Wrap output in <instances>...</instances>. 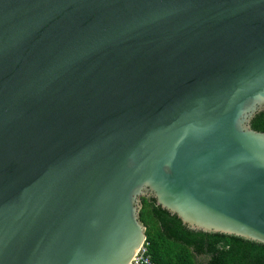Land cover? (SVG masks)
I'll return each mask as SVG.
<instances>
[{"label": "water", "instance_id": "obj_1", "mask_svg": "<svg viewBox=\"0 0 264 264\" xmlns=\"http://www.w3.org/2000/svg\"><path fill=\"white\" fill-rule=\"evenodd\" d=\"M264 0H0V264H128L142 198L264 244Z\"/></svg>", "mask_w": 264, "mask_h": 264}, {"label": "trees", "instance_id": "obj_2", "mask_svg": "<svg viewBox=\"0 0 264 264\" xmlns=\"http://www.w3.org/2000/svg\"><path fill=\"white\" fill-rule=\"evenodd\" d=\"M251 126L264 131V111ZM140 220L146 227V242L154 264H197L195 256L205 255L204 264H264V244L238 236L193 232L178 219L142 198Z\"/></svg>", "mask_w": 264, "mask_h": 264}, {"label": "built area", "instance_id": "obj_3", "mask_svg": "<svg viewBox=\"0 0 264 264\" xmlns=\"http://www.w3.org/2000/svg\"><path fill=\"white\" fill-rule=\"evenodd\" d=\"M147 242L141 247L135 257L128 264H154L147 247Z\"/></svg>", "mask_w": 264, "mask_h": 264}, {"label": "rangeland", "instance_id": "obj_4", "mask_svg": "<svg viewBox=\"0 0 264 264\" xmlns=\"http://www.w3.org/2000/svg\"><path fill=\"white\" fill-rule=\"evenodd\" d=\"M207 259L208 258L205 255L195 256V261L197 262V264H204Z\"/></svg>", "mask_w": 264, "mask_h": 264}]
</instances>
